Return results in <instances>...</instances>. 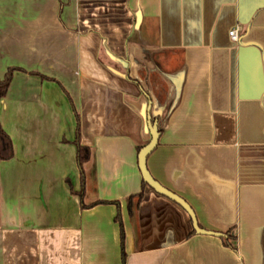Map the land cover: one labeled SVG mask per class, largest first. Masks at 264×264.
I'll return each mask as SVG.
<instances>
[{
  "label": "crops",
  "instance_id": "crops-1",
  "mask_svg": "<svg viewBox=\"0 0 264 264\" xmlns=\"http://www.w3.org/2000/svg\"><path fill=\"white\" fill-rule=\"evenodd\" d=\"M9 68L0 264H264V0H0Z\"/></svg>",
  "mask_w": 264,
  "mask_h": 264
},
{
  "label": "water",
  "instance_id": "water-1",
  "mask_svg": "<svg viewBox=\"0 0 264 264\" xmlns=\"http://www.w3.org/2000/svg\"><path fill=\"white\" fill-rule=\"evenodd\" d=\"M147 128L150 133V139L149 141L144 144L138 151L137 154V162H138V168L141 174L142 181L147 184L150 188H152L154 191L170 198L171 200L178 203L183 209L188 213L191 225L197 233L200 234H207V235H213L218 237H223L224 234L221 232L211 231V230H205L199 227L197 223V219L195 217V214L192 210V208L189 206V204L180 196L176 195L172 191L168 190L164 186H162L159 182H157L149 173L147 166H146V158L149 155V153L154 149V147L157 144L159 131L157 128V122L152 119L150 115V102L147 107Z\"/></svg>",
  "mask_w": 264,
  "mask_h": 264
},
{
  "label": "trees",
  "instance_id": "trees-1",
  "mask_svg": "<svg viewBox=\"0 0 264 264\" xmlns=\"http://www.w3.org/2000/svg\"><path fill=\"white\" fill-rule=\"evenodd\" d=\"M13 70H14V68H9L7 70V72L5 73L3 79L0 80V99L6 93V90L8 88L9 82H10L11 73ZM77 131H78V125H77ZM76 154H77V164H78V167L80 168L82 163L85 162L89 158V148L86 146H83L77 142L76 143ZM11 156H12L11 140H10L9 136L3 131V129L0 126V158L1 159H9ZM144 184L145 183L143 182V185ZM141 195H142V192H139L136 195L129 196L128 203H127L129 210H130V204H131L132 198L134 196H136L137 201H138L141 198ZM96 203H112V202H110V201H96V202L89 204V206H92ZM117 219H118V217H117ZM224 235H225V238L223 239V242L225 244H230L228 240L234 238V236L230 235L228 232H225ZM120 236H121V254H122V258H123L124 252L122 250L123 238H122L121 225H120Z\"/></svg>",
  "mask_w": 264,
  "mask_h": 264
},
{
  "label": "built area",
  "instance_id": "built-area-1",
  "mask_svg": "<svg viewBox=\"0 0 264 264\" xmlns=\"http://www.w3.org/2000/svg\"><path fill=\"white\" fill-rule=\"evenodd\" d=\"M229 36H230V38L232 40L236 41V39H237V31H236V29H231L229 31Z\"/></svg>",
  "mask_w": 264,
  "mask_h": 264
}]
</instances>
